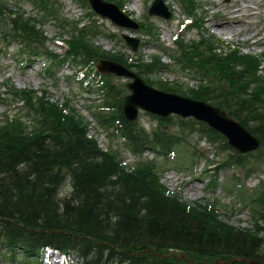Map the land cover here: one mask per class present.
<instances>
[{"label":"trees","instance_id":"1","mask_svg":"<svg viewBox=\"0 0 264 264\" xmlns=\"http://www.w3.org/2000/svg\"><path fill=\"white\" fill-rule=\"evenodd\" d=\"M37 1L46 16L58 17L55 2ZM12 23L13 29H9ZM0 27L10 36L17 34L29 41L43 36L35 22L21 13L11 22L0 12ZM214 43V39L206 37L185 43L176 58L183 69L202 75L208 83L201 81L196 88H190L160 78H150V82L160 89L189 94L226 109L264 147L261 59L236 48L217 53ZM68 53L83 62L110 57L128 63L124 54L102 51L85 34L71 41ZM129 66L137 67L139 73H156L169 67L160 57L151 63ZM108 83L105 104L117 110L98 112L97 118L106 128L114 125L116 115L122 118L127 143L133 151L149 148L167 152L184 142L185 130L198 131L228 146L223 136L193 119L156 117L160 126L150 133L138 123H129L122 113L125 87ZM6 93L13 99H25V110L28 115L33 111L38 123L34 129L29 128L19 116L7 117L0 124V240L12 251L21 247L30 255L49 244L77 250L83 264H188L143 251L150 248L167 253L176 249L185 251L195 262L220 258L222 264H251L227 261L243 257L259 259L264 264V226L240 229L214 209L200 204L191 207L176 195H167L152 163L142 162L133 172L125 171L117 150L102 151L96 141L87 137V123L74 113L64 114L45 92L38 96L36 91L9 85ZM163 126L177 127L179 131ZM249 155L236 157L234 163L244 165ZM68 180L71 190L62 193ZM259 201L255 211L260 215L255 221L264 222V195Z\"/></svg>","mask_w":264,"mask_h":264},{"label":"rangeland","instance_id":"2","mask_svg":"<svg viewBox=\"0 0 264 264\" xmlns=\"http://www.w3.org/2000/svg\"><path fill=\"white\" fill-rule=\"evenodd\" d=\"M6 1L11 4H20L28 13L32 14L34 11V7L30 0ZM152 1L153 0H124L122 7L134 20L138 22L146 19L148 22L153 21L155 26H158V32H160V37H158L157 41H150L151 38L148 35L144 36L140 31V28L137 31H133L131 29L117 27L109 20L101 19L98 16L99 23L103 26V30L107 34L115 35H102L98 38V43L101 44L103 48L109 50H125L126 52L131 53V55L138 53L137 55H142L144 60L147 61H150L152 55L155 53H164L163 58L166 61H169V56L162 51L161 44L165 43L170 49H173L175 48L173 41L177 35H184V37L188 40L196 39L201 34L200 29L196 26L186 27L183 25V23L187 24L189 21L185 18L186 13L181 6L180 0H164L172 11V17L170 19H164L159 16H150L147 9ZM199 1L201 8L199 7L198 10L200 14L205 17L204 27L207 29V32L209 30V33H213L225 44H234L236 46L243 47L244 51H250L255 54L264 52V43L254 45L246 40L247 35L238 34L237 31L232 33L231 30H228L227 25L220 27L213 24V21L221 18V15L218 14L219 12L222 13L226 11V7L230 5H236L242 10V17L249 13L250 9L254 8V10H256L255 15L250 19H246L247 22L245 23L250 26L264 28V0H250L251 4H247L246 6H243L244 1L246 0ZM61 2L64 5V12L67 16L74 17L76 19L85 18L87 16L86 9L88 7L84 5L82 6L78 0H61ZM243 20H245V18ZM45 28L47 30L48 37L50 38L52 48L62 52L63 43L58 38L60 37L59 29L51 23H48ZM235 29L241 30L242 27L240 28L237 26ZM243 29L245 30V28ZM122 33H128L139 38L140 41L136 53H133L130 49L128 50V48H126L125 41L123 39L122 41L120 38ZM263 37L264 31L261 38ZM254 40L252 42H254ZM18 49V45L13 43L9 45V54L0 57V89L4 80L9 77L13 79L14 83L18 87H30L35 89L48 88V96L51 100H58L62 102L68 98L71 100L72 105L76 108L79 114L87 118V120H91V110L93 106L92 100H94L93 98L95 95H93L92 92L87 91L85 89L86 87L81 85V83L76 80L74 73L78 70L77 67L63 64L58 69V75L54 81L44 73L43 69H45V65L40 58H35L29 61V63L22 62V59L17 61L14 56H16L15 53ZM137 55L132 56L137 57ZM262 66L264 67V62ZM155 76L158 77L159 74H156ZM160 76L172 81L181 79L182 82L189 83L190 86H194L197 82L196 79L183 77L180 69L172 66L162 72ZM121 81L125 82L124 79H121ZM10 107L12 109L9 113L14 114L16 109L11 105L8 106L7 109ZM5 108L6 105L0 103V119L3 117L2 113ZM139 121L140 124L149 130L158 124V120L144 112H140ZM30 125L34 128L36 124H33L31 120ZM112 143L115 146H119L122 152L125 151V148L119 140L114 139L111 142V139H109V144L111 145ZM185 145L187 151L180 146L179 149H176L175 155L172 154L170 156L171 161L169 163L161 159L164 162V171L162 172L161 177L162 182L166 185V187L170 191L179 193L182 198L189 203L205 199V202H202L203 204L209 203L210 207L217 209V213L222 215V218L228 220L231 224L240 229H255L251 206H247L245 204V201L241 196V189H247L254 194L255 189H257L261 184H264V163L260 164L261 166L257 169V171L250 173H246V171H243L237 166L226 168L219 173V185L215 187H208L206 184V178H210L213 171L202 175L203 171L208 166H212V168H214V163L224 159V157L228 155L229 151L220 149L217 144L208 142L205 138L199 136V134L189 135L186 138ZM194 147H197V151L195 153L192 152ZM197 155H200L201 158L198 160L193 173L190 168L181 169L175 166V162L183 163L182 166H191V163L189 162L191 161L190 159L192 157H198ZM149 156L151 157V155ZM234 174L241 177L243 180L242 185H237L236 182L232 180V176ZM70 189V183L67 182L64 185L62 193H66L70 191ZM17 255L18 257L15 260L5 256L2 260L3 264H25V261H23L22 258L23 254L19 253ZM219 260L221 259L217 258V260H214L213 263Z\"/></svg>","mask_w":264,"mask_h":264},{"label":"water","instance_id":"3","mask_svg":"<svg viewBox=\"0 0 264 264\" xmlns=\"http://www.w3.org/2000/svg\"><path fill=\"white\" fill-rule=\"evenodd\" d=\"M90 2L97 12L104 17L112 19L116 24L137 27V24L125 16L114 4L104 0H90ZM160 5L163 6L162 0H156L150 12L169 17L170 14L168 12L158 10ZM124 37L135 49L138 40L126 35ZM98 68L104 73L134 78L133 82L127 84L131 94L124 99V113L130 120L137 118L139 109L162 116H168L171 113H176L183 117L193 116L197 120L207 122L211 127L226 135L230 145L235 147L238 153L248 152L260 146L259 140L247 128L218 107L204 101L154 89L147 85L136 73L115 61L102 60ZM252 261L258 262L256 260Z\"/></svg>","mask_w":264,"mask_h":264},{"label":"bare ground","instance_id":"4","mask_svg":"<svg viewBox=\"0 0 264 264\" xmlns=\"http://www.w3.org/2000/svg\"><path fill=\"white\" fill-rule=\"evenodd\" d=\"M247 4H251L250 0H246L244 1L243 6H246ZM241 9L238 8V6L236 5H230L228 7H226V11L222 12V13H218L219 15H221L220 19L213 21V24L216 26H228V30H231L232 33H234L235 31L238 32V34H244L247 35L246 40L253 43L254 45H260L264 43V37L261 38L262 33L264 31L263 27H256V26H250L247 25L245 22L246 19H250L252 18L255 13L256 10L250 9L249 13L245 14L244 17H242L241 15ZM245 18V20H243ZM237 26H239L240 28L242 27L241 30L239 29H235ZM245 28V30L243 29ZM224 29V28H222ZM239 30V31H238ZM255 39V40H254ZM254 40V42H252ZM2 246V242L0 240V247Z\"/></svg>","mask_w":264,"mask_h":264}]
</instances>
